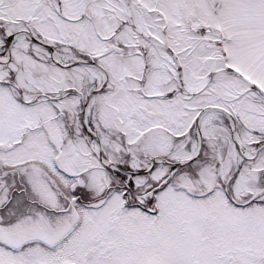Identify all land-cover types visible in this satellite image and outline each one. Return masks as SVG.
<instances>
[{
  "label": "snow or ice",
  "instance_id": "snow-or-ice-1",
  "mask_svg": "<svg viewBox=\"0 0 264 264\" xmlns=\"http://www.w3.org/2000/svg\"><path fill=\"white\" fill-rule=\"evenodd\" d=\"M0 264H264V0H0Z\"/></svg>",
  "mask_w": 264,
  "mask_h": 264
}]
</instances>
